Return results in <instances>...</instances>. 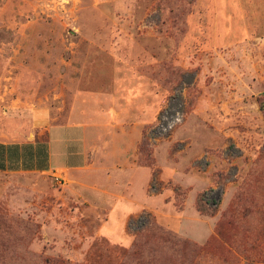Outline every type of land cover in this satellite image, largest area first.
I'll list each match as a JSON object with an SVG mask.
<instances>
[{"label":"rangeland","instance_id":"374dc122","mask_svg":"<svg viewBox=\"0 0 264 264\" xmlns=\"http://www.w3.org/2000/svg\"><path fill=\"white\" fill-rule=\"evenodd\" d=\"M137 78L146 191L0 173V264H264V0H0V137L45 138L35 115L68 122L115 83L132 99Z\"/></svg>","mask_w":264,"mask_h":264},{"label":"crops","instance_id":"0c3cea01","mask_svg":"<svg viewBox=\"0 0 264 264\" xmlns=\"http://www.w3.org/2000/svg\"><path fill=\"white\" fill-rule=\"evenodd\" d=\"M146 82L145 78L135 79L134 86L127 89L133 97L129 100L122 98L116 83L101 90L107 95L99 97L105 101L96 109L88 110L82 105L84 98L77 96L65 123L53 124L49 116L35 115L34 123L42 128L39 134L45 138L34 134L12 141L0 137V173L41 172L66 178L75 171L90 192L115 194L120 190L134 200L132 191H146L152 176L150 167L138 165L133 159L143 129L155 112L144 110L147 105L141 101L145 93H151ZM125 103L136 109L125 110Z\"/></svg>","mask_w":264,"mask_h":264},{"label":"built area","instance_id":"2783aa9c","mask_svg":"<svg viewBox=\"0 0 264 264\" xmlns=\"http://www.w3.org/2000/svg\"><path fill=\"white\" fill-rule=\"evenodd\" d=\"M184 116V106L181 101H172L168 107L159 113L157 120V130L160 133L170 132L176 125H178Z\"/></svg>","mask_w":264,"mask_h":264},{"label":"trees","instance_id":"16d2710c","mask_svg":"<svg viewBox=\"0 0 264 264\" xmlns=\"http://www.w3.org/2000/svg\"><path fill=\"white\" fill-rule=\"evenodd\" d=\"M216 235L218 236V238H220L221 240H226V236L224 235L223 231L220 229V227L217 228L216 230ZM212 246V242H207L204 247H197V246H193L192 252L194 253H200L203 250H207L208 248H210Z\"/></svg>","mask_w":264,"mask_h":264}]
</instances>
